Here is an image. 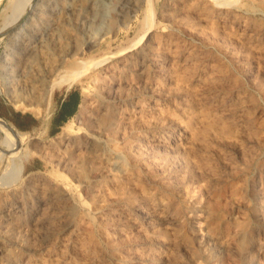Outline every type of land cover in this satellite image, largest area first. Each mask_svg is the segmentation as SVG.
Here are the masks:
<instances>
[{"label": "rangeland", "instance_id": "obj_1", "mask_svg": "<svg viewBox=\"0 0 264 264\" xmlns=\"http://www.w3.org/2000/svg\"><path fill=\"white\" fill-rule=\"evenodd\" d=\"M0 118V264H264V0H0Z\"/></svg>", "mask_w": 264, "mask_h": 264}, {"label": "bare ground", "instance_id": "obj_2", "mask_svg": "<svg viewBox=\"0 0 264 264\" xmlns=\"http://www.w3.org/2000/svg\"><path fill=\"white\" fill-rule=\"evenodd\" d=\"M77 2H85V4L86 3H88V0H77ZM75 3H76V1H75ZM73 4H74V2H73ZM83 4V3H82ZM84 6V5H83ZM86 6V5H85ZM88 6V5H87ZM41 7V6H40ZM91 9V8H90ZM203 9V8H202ZM205 9V8H204ZM45 10V9H44ZM50 10V9H49ZM79 10H81V4H78L77 5V7H72L70 10L68 9V11H70V14H75L77 11H79ZM43 11V10H42ZM94 11V10H93ZM82 12V11H81ZM101 12V11H100ZM55 14V13H54ZM69 14V16H71ZM56 15V14H55ZM61 15V14H60ZM63 15V14H62ZM117 15V14H116ZM57 16V15H56ZM74 16V15H73ZM65 17V16H64ZM68 17V16H67ZM72 17V16H71ZM70 17V18H71ZM42 18V17H41ZM49 19V18H48ZM64 19V18H63ZM69 19V18H68ZM56 20H57V18H56ZM59 20H60V18H59ZM67 21V20H66ZM71 21V20H70ZM89 21V20H88ZM87 21V22H88ZM68 22V21H67ZM74 21H72V23H73ZM39 23V22H38ZM46 24V23H45ZM88 25V24H87ZM56 26H57V24H56ZM62 26V25H61ZM64 27V26H63ZM72 28V27H71ZM77 28V27H76ZM57 29V28H56ZM82 29V28H81ZM53 30H55V29H53ZM59 30V29H58ZM82 31H83V29H82ZM58 32V31H57ZM59 33H60V31H59ZM82 33V32H81ZM89 33V32H88ZM88 33H87V35H88ZM49 34H51V33H49ZM42 35H44V34H42ZM59 35V34H58ZM68 35V34H67ZM50 36V35H49ZM64 36V35H63ZM67 37V36H66ZM80 37V36H79ZM83 37V36H82ZM46 38V37H45ZM52 38V37H51ZM70 38V37H69ZM90 38V37H89ZM92 38V37H91ZM86 39V38H85ZM17 40V39H16ZM57 40V39H56ZM27 45V44H26ZM36 45V44H35ZM173 46V45H172ZM151 49V48H150ZM178 49V48H177ZM152 50V49H151ZM167 52V51H166ZM28 54V53H27ZM64 54V53H63ZM51 55V54H50ZM64 55H66V53L64 54ZM65 57V56H64ZM7 59V58H6ZM10 60V59H9ZM24 60V59H23ZM64 60V59H63ZM6 61V60H5ZM22 61V60H21ZM89 61V60H88ZM88 61H84V60H81V61H77V62H74L72 65H71V67H70V69H79V71H82L83 73H86L87 72V70H85L88 66H89V64H91V62H88ZM4 63V62H3ZM60 64V63H59ZM25 65V64H24ZM55 65V64H54ZM57 65V64H56ZM22 66V65H21ZM26 66V65H25ZM35 68V67H34ZM33 68V69H34ZM64 68V67H63ZM1 69H2V74H3V76L5 75V67L2 65L1 66ZM38 69V68H37ZM36 69V70H37ZM45 69V68H44ZM47 70V69H46ZM38 71H40V70H38ZM54 71V70H53ZM56 71V70H55ZM20 72V71H19ZM19 72H17V73H19ZM23 72V71H22ZM32 72V71H31ZM35 72V71H34ZM44 72V71H43ZM27 73V72H26ZM11 74V73H10ZM33 74V73H32ZM40 74V73H39ZM22 76V75H21ZM20 76V77H21ZM24 76V75H23ZM37 76V75H36ZM40 76V75H39ZM38 76V77H39ZM52 76V75H51ZM48 77V76H47ZM22 78V77H21ZM30 78V77H29ZM27 79V78H26ZM31 79H33V78H31ZM52 80V79H51ZM68 81H69V78H65V79H62L61 80V83H62V85L63 86H65V85H67V83H68ZM17 82V81H16ZM23 82V81H22ZM27 83H29V82H27ZM31 83V82H30ZM60 83V84H61ZM147 84V83H146ZM181 84V83H180ZM183 84V83H182ZM185 84V83H184ZM29 85V84H28ZM32 85V84H31ZM34 85V84H33ZM46 85V84H45ZM184 86V85H183ZM26 87V86H25ZM25 87H24V89H25ZM34 87V86H33ZM32 87V88H33ZM32 88H30V90L32 89ZM39 87H36V89H38ZM19 89V88H18ZM35 89V90H36ZM13 91V90H12ZM21 91V90H20ZM19 91V92H20ZM24 91V90H23ZM34 91V90H33ZM43 91V90H42ZM23 93V92H22ZM36 93V92H35ZM34 93V94H35ZM38 93V92H37ZM47 93V92H46ZM8 94V93H7ZM45 94V93H44ZM10 96H11V98H12V101L14 102V107H20V105H19V101H16L15 99H16V97H15V99L12 97V95L10 94ZM40 95H38V97H39ZM48 97V96H47ZM18 100V99H17ZM86 100L87 99H85V102H86ZM44 101V100H43ZM45 107V106H44ZM43 107V108H44ZM37 109V108H36ZM105 116V115H104ZM107 117V116H106ZM105 117V118H106ZM122 117V116H121ZM91 118V117H90ZM98 118V117H97ZM102 118V117H101ZM109 118V117H108ZM112 118V117H111ZM104 119V118H103ZM119 119V118H118ZM132 119V118H131ZM94 120V119H93ZM175 120V119H174ZM96 121V120H95ZM104 121H106V120H104ZM118 121V120H117ZM116 121V122H117ZM133 121V120H132ZM135 121V120H134ZM94 122V121H93ZM143 122V121H142ZM147 122V121H146ZM126 123V122H125ZM130 123V122H129ZM132 123V122H131ZM130 123V124H131ZM139 123H141V122H139ZM144 123V122H143ZM94 124H96V123H94ZM109 124V123H108ZM129 124V125H130ZM104 125V124H103ZM137 125H139L138 123L136 124V127H137ZM142 126H143V124H141ZM118 126H120V125H118ZM127 126V125H126ZM132 126V125H131ZM131 126H129V128L131 127ZM135 126V125H134ZM176 126V125H175ZM179 126V125H178ZM95 127H97V126H95ZM107 129L106 130H109L108 132L111 134V135H116V132H117V130H116V126H113V124H111L110 126H105ZM122 127V126H121ZM15 128V127H14ZM13 127H11L6 121H4L3 119H1L0 118V129L5 133V140L3 141V146H4V148H3V150H2V153L0 154V158L2 157V156H4V155H6L7 157H8V160L9 161H11L12 163H13V161H15V159L16 158H18V157H20V156H22V154L20 153V144L22 143V141L25 139V135L26 134H24V133H20V132H18V131H16L15 129H14ZM91 128H93V125H92V127ZM141 128V127H140ZM208 128H210V127H208ZM90 129V128H89ZM136 129H138V128H136ZM205 129H207V128H204V131H205ZM122 130H124L123 128H122ZM210 130V129H209ZM82 131V130H81ZM130 131V130H129ZM207 131V130H206ZM205 131V132H206ZM2 132V133H3ZM127 132V131H126ZM120 133V132H119ZM203 133V132H202ZM205 134V133H204ZM108 135V134H107ZM114 135V136H115ZM125 135V134H124ZM199 135V134H198ZM200 136V135H199ZM110 137V136H109ZM123 137V136H122ZM122 137H120L121 139H122ZM125 137V136H124ZM114 138V137H113ZM115 139V138H114ZM198 139V138H197ZM118 142H120V141H118ZM121 142H122V140H121ZM133 143V142H132ZM118 145H119V143H117ZM135 144V143H134ZM116 145V144H115ZM135 145H137V144H135ZM134 145V146H135ZM141 145V144H140ZM107 146V145H106ZM117 146V145H116ZM116 146H114L115 148H116ZM127 146H129V145H127ZM133 146V147H134ZM113 147V146H112ZM119 147H121V146H119ZM130 147H131V145H130ZM118 148V147H117ZM138 148H139V146H138ZM35 149V148H34ZM113 149V148H112ZM124 149V148H123ZM40 150H42V149H40ZM40 150H38V151H40ZM48 150V149H47ZM110 150V149H109ZM114 150V149H113ZM112 150V151H113ZM125 150V149H124ZM131 150V149H130ZM45 151H46V149H45ZM120 151V150H119ZM28 153V150H25L24 151V153ZM66 152V151H65ZM68 152V151H67ZM133 152V151H132ZM134 152H135V150H134ZM39 153V152H38ZM127 153V152H126ZM73 154H74V152H73ZM77 154H79V152L77 153ZM98 154V153H97ZM128 154H130V153H128ZM44 155V154H43ZM100 155V154H99ZM124 156V155H123ZM136 156V155H135ZM5 157V156H4ZM48 157V156H47ZM66 158V157H65ZM70 158V157H69ZM96 158V157H95ZM116 158V157H115ZM125 158V157H124ZM137 158V157H136ZM51 159V158H50ZM91 159V158H90ZM100 159V158H99ZM5 160V159H4ZM46 160H48V159H46ZM62 160H63V158H62ZM80 160V159H79ZM88 160V159H87ZM76 161V160H75ZM74 161V162H75ZM81 162V161H80ZM92 162V161H91ZM95 162H96V160H95ZM137 162V161H136ZM138 162H139V160H138ZM72 163V162H71ZM118 163V162H117ZM140 163V162H139ZM83 164V163H82ZM96 164V163H95ZM119 164H121V163H119ZM135 164V163H134ZM73 165V164H72ZM79 165V164H78ZM116 165V164H115ZM129 165V164H128ZM127 165V166H128ZM80 166V165H79ZM12 167H14V166H12ZM76 167V166H75ZM93 167V166H92ZM120 167V166H119ZM124 167V166H123ZM90 168V167H89ZM134 168V167H133ZM117 169V168H116ZM120 169V168H119ZM118 169V170H119ZM14 170V169H13ZM113 171H116V170H113ZM12 172H14V171H12ZM123 172V171H122ZM11 173V172H10ZM10 173H8V174H10ZM7 174V175H8ZM86 174V172H83L82 173V175H85ZM102 176V175H101ZM56 204V203H55ZM62 204H64V203H62ZM64 206H65V204H64ZM63 206V207H64ZM61 207V206H60ZM57 208V207H56Z\"/></svg>", "mask_w": 264, "mask_h": 264}, {"label": "trees", "instance_id": "obj_3", "mask_svg": "<svg viewBox=\"0 0 264 264\" xmlns=\"http://www.w3.org/2000/svg\"><path fill=\"white\" fill-rule=\"evenodd\" d=\"M68 105H69V103H66V104L64 105V107L66 108V106H68ZM77 107H78V102H76V104L72 107V109L70 110L69 114H70V115L75 114V112H76V110H77Z\"/></svg>", "mask_w": 264, "mask_h": 264}]
</instances>
